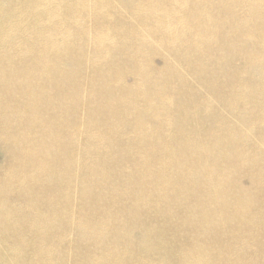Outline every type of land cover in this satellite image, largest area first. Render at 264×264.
<instances>
[{
	"label": "rangeland",
	"instance_id": "1",
	"mask_svg": "<svg viewBox=\"0 0 264 264\" xmlns=\"http://www.w3.org/2000/svg\"><path fill=\"white\" fill-rule=\"evenodd\" d=\"M38 1L0 0V34L23 22L19 32L50 31L54 40L62 42V35H71L78 42L70 45L71 40L65 39L72 50L63 43L55 52L58 74L38 65L30 74L19 69L34 59L52 62V54H44V49L28 54L30 47H41L35 39L17 41L16 35L1 46L3 55L16 44L26 46L28 55L7 54L0 59V76L10 85L19 84L14 91L26 90L29 97L16 94L0 100V175L10 176L18 163L16 178L35 174V183L51 188L53 194L48 196L58 207L67 201V209L53 210V199L46 205L39 191L30 187L2 188L0 205L9 202L0 208V232H5L0 233V259H11L15 253L24 264H95L100 246L128 244L134 257L122 264L186 263L194 253L188 241L175 242L156 231L160 210L180 214L202 208L205 190L188 193L192 181L208 180L214 184L210 190L216 191L221 186L214 179L224 175L229 195L254 192L261 181L260 157L252 152L264 149V0H93L87 9L78 8L79 0H56L58 15H51L44 3L31 6L24 18L15 13L16 7ZM192 5L194 19L189 16ZM66 9L71 11L68 18ZM98 9L103 14L94 16ZM125 18L131 21L133 33L145 39L141 54L133 52L132 42L126 43L133 36L114 32ZM100 34L114 38V44L96 47ZM39 73L43 78L49 73L56 85L43 81L48 100L42 98L39 107L48 102L55 111L54 119L34 127L28 119L19 121L13 115L17 110L28 112L30 100L36 101L39 92L31 84L43 80ZM64 78L69 95L65 108L63 97L54 95L57 86L66 85L61 82ZM159 91L167 92L168 99L157 95ZM183 102L193 114L197 108L199 118L191 114L183 120L179 112ZM47 128L50 133L43 135ZM229 133L247 137L246 145L236 149L243 158L251 157L250 170L241 159L230 161L234 148ZM104 138L113 142L105 148L110 158L97 152ZM193 142H197L192 153L197 160L191 166V182L183 184L172 176L171 166L173 159L179 167L187 165L185 149ZM29 151L43 156L41 161L37 156L38 168H31L25 154ZM165 162L171 167L167 173ZM19 163L27 165L26 172ZM45 166L48 180L42 174ZM198 166L211 170V175L201 177ZM64 168L70 185L57 195L54 176ZM171 170L168 185L166 174ZM206 202L211 207L216 204ZM10 222L29 223L21 234L37 238L30 250L3 240L18 234L10 230ZM255 259L264 264V250Z\"/></svg>",
	"mask_w": 264,
	"mask_h": 264
},
{
	"label": "bare ground",
	"instance_id": "2",
	"mask_svg": "<svg viewBox=\"0 0 264 264\" xmlns=\"http://www.w3.org/2000/svg\"><path fill=\"white\" fill-rule=\"evenodd\" d=\"M93 0H79L78 1V8L79 9H87L88 6L92 3ZM39 3L45 4L49 7V11L51 15H58L60 10V6L56 2V0H39L34 5H21V9L16 7L15 13L21 17H25L31 6H36ZM196 7L194 5L190 6V18L194 19ZM71 11L66 9V13L64 14L65 17L70 16ZM103 14V10L98 9L94 12V16ZM126 21L123 19L122 26L118 27L115 31H126L127 36H133V40L126 38V43L129 45V42H132L134 45L133 52L136 54H141L139 48L141 46L142 41L145 39L141 36L140 33H133V26L131 21L128 18H125ZM76 22H79V18L75 17ZM80 24V23H79ZM78 24V26H79ZM23 25V22H18L10 27H7L5 30L2 29V33L0 34V51L1 46L6 43V41L13 36H16L18 40H24L26 38L35 39L37 40L41 47L29 49V53L36 52L37 50L44 49V54H52L53 60L50 63H47L44 59L42 62L34 59L32 62H28L26 65H22L19 67L21 72L24 74H30V71L33 66H42V68L48 69L53 71L55 74H58L54 69L57 65L58 56L55 52H57L58 48L61 47L63 43H65L66 50H72L73 47L70 45L76 44L78 41L75 40L71 35H62L65 39H70L71 44L68 45L67 40H54V36L51 34L50 31H43V30H35L30 34L26 32H19L18 29ZM195 30H189V33ZM198 31V29H197ZM199 32V31H198ZM208 29L206 30V34ZM18 33V34H17ZM197 36L196 32L192 33ZM191 34V37H192ZM170 39H175L174 35L170 36ZM114 38L109 40V38L105 34H100L95 39V46L96 47H103L104 45L112 46L114 44ZM251 42V41H250ZM252 43V42H251ZM25 47L16 44L12 47H9L12 51L6 52L3 55L0 52V59H4L7 54L11 55H28L25 54ZM23 51V52H22ZM40 56V55H37ZM36 56V57H37ZM17 59V58H15ZM21 60V59H20ZM13 79L18 78L12 71H7ZM38 78L42 79L43 75L41 73L38 74ZM3 76H0V100L4 98L11 97L13 98L16 94L23 96L24 98L28 96V92L25 90L26 93H19L14 91L19 84L10 85L5 81H2ZM2 81V82H1ZM50 81L48 84L56 86L53 84L52 79L49 73L44 75V78L41 82L32 83L31 86L35 88L36 94L39 92V95L36 98L30 100V107L28 112H21L15 111L14 115L20 121L24 118L28 119L34 127L39 126L41 123L43 124L44 121L50 122V118L54 119L53 112L55 111V107H50L48 102L46 103L43 109L40 106L42 103V98L48 100V93H46L44 88V83ZM62 83L66 84L63 87L57 86V91L54 94L57 98L63 97V104L62 107H66L69 100L68 90H67V80L64 78ZM96 90V89H95ZM158 94H163L162 98L165 100L168 99L166 96L167 92L159 91ZM156 95V97H157ZM29 97V96H28ZM169 102V100H168ZM180 115L183 116V120H187L189 116L195 115L199 118V112L197 108L194 109V114L192 113V109H188L189 104L186 105L185 102L180 104ZM169 108V106H168ZM59 110V108H57ZM166 111L167 106H166ZM206 111V109L204 110ZM197 112V113H196ZM217 129V128H215ZM45 133H50L49 128L43 131V135ZM112 135V133H109ZM217 138H220V134L218 132H214ZM229 133L228 138L231 145L233 146V152L230 156V161L232 160H243V164L246 168L249 169L248 163L251 157H244L241 155V151L236 149V146L239 144L246 145L247 137L246 136H231ZM227 138V139H228ZM264 139V138H263ZM112 139H102L98 143L100 149L97 151L98 153H102L105 157H109V152L106 150V145L112 144ZM263 143V142H262ZM264 144V143H263ZM211 145V144H210ZM167 144H165V147ZM197 146V142L189 143L186 146V160L187 165L179 167L176 161L173 159L172 162V170L174 169V178H179L183 184H188L191 181L188 179L191 175V166L196 164V158L192 155L195 151ZM264 146V145H263ZM161 149H158L160 151ZM30 152V151H29ZM252 152V150H251ZM160 153V152H158ZM253 154L260 157L258 162L257 168H260V177L261 181L254 192H246L241 195H229L225 192V179L224 175H217L214 179L216 185H220L221 188L215 190H210V186L214 185L208 180H197L192 181L189 186L188 193H193L197 195L199 192L205 190V203L202 208H188L187 210L182 211L178 214L175 211L170 212V209L167 210H160L162 215V220L158 221L157 230L161 233L164 237L172 236L174 237V241L178 242L180 240H187L188 247L193 250V254L188 255V261L184 264H260L256 261L255 257L260 255V252L264 250V149L258 152H252ZM28 155L29 159L31 160L30 165L31 168L33 167L38 168L37 156L39 157V161L43 160V156L40 155L38 152L33 151L32 153H25ZM199 157V154H198ZM41 164V163H40ZM162 163H159L161 165ZM262 164V165H261ZM20 168L25 169L26 172L27 165L19 163ZM198 165V164H197ZM261 165V167H260ZM17 167L18 163L15 165ZM15 166H13V171L11 175H0V193H3L2 188H13V186L17 187H26L29 190V187L33 190L39 191L41 194L40 201L46 203L48 205V201H52L53 197L48 196L53 194V190L47 186H39L35 183V174L31 176H26L21 174L16 178L15 174ZM170 166L169 162H165L164 170L167 173L169 171L168 168ZM201 171V177H209L211 175V170L206 169L205 167L198 166ZM250 168H252L250 166ZM48 167L45 166L44 169L42 168V174L46 180H48ZM172 170L170 175H167L166 182L168 185L172 183ZM250 170V169H249ZM34 177V178H33ZM54 178V184L56 187L54 188V193L56 192L59 195L61 192L65 191L70 185L69 180L67 179V170L64 168L62 173H58V176ZM9 180L7 183L4 180ZM257 177L253 181V184H257L256 182ZM4 182V183H2ZM47 183V182H46ZM13 185V186H12ZM36 185V186H35ZM38 186V187H37ZM181 187V184L178 185ZM228 187V186H227ZM41 190V191H40ZM208 190V191H206ZM187 193V191H186ZM38 196V195H36ZM66 198V197H65ZM64 199V197H63ZM206 200H214L216 204L214 206H210L207 204ZM9 201L6 200V203ZM64 206H59L55 203V200L52 201V208L53 210H59V208H66L67 209V201H65ZM6 203L3 202L0 205V208H5ZM31 210V209H30ZM164 216H168L166 219ZM10 230L14 229L15 233H18L15 237L12 238H4L3 240L7 241L8 244L15 245L17 242L18 246H26L29 247V250L33 247L31 244L37 239L33 237H25L21 233L27 231L29 227V223L26 222L24 224H14L13 222L9 223ZM170 227V232H168V228ZM181 228L182 232H177V229ZM5 233V232H0ZM11 233V232H9ZM166 245L165 243H163ZM107 253H105V252ZM31 252V251H29ZM134 255L130 253L128 250V244L126 245H104L99 247V255L98 259L94 262L95 264H122V261L126 259L133 258ZM181 259V255L179 256ZM11 259H0V264H7V261H13L17 264H24V260L18 258L17 254L10 255ZM213 259V260H210ZM248 259V260H247ZM247 260V262H246ZM46 264V263H43ZM156 264H162L161 262H156Z\"/></svg>",
	"mask_w": 264,
	"mask_h": 264
}]
</instances>
